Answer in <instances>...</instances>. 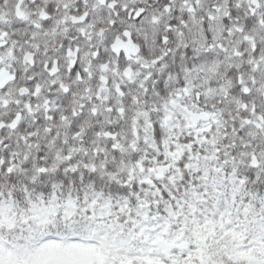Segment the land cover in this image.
<instances>
[{
	"label": "snow or ice",
	"instance_id": "obj_1",
	"mask_svg": "<svg viewBox=\"0 0 264 264\" xmlns=\"http://www.w3.org/2000/svg\"><path fill=\"white\" fill-rule=\"evenodd\" d=\"M0 264H264V0H0Z\"/></svg>",
	"mask_w": 264,
	"mask_h": 264
}]
</instances>
